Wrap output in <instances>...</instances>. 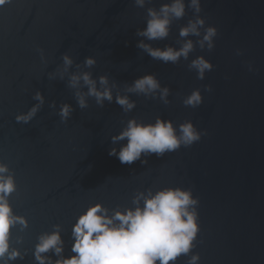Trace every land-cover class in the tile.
Instances as JSON below:
<instances>
[{
  "label": "water",
  "instance_id": "1",
  "mask_svg": "<svg viewBox=\"0 0 264 264\" xmlns=\"http://www.w3.org/2000/svg\"><path fill=\"white\" fill-rule=\"evenodd\" d=\"M165 3L170 0H147L144 7L135 0H12L0 7V161L15 173L14 213L28 221L27 228L12 229V247L24 258L8 264H36L38 237L57 224L63 255H74L71 228L90 205L102 203L111 214L134 208L141 193L164 188L190 190L198 199L195 246L175 264H190L196 254L197 264H264V0H201L199 13L188 7L182 19L173 20L166 39L138 35L148 9ZM198 16L206 21L201 35L181 37V28ZM209 26L219 30L211 50L200 46ZM187 39L194 49L177 63L153 59L138 47L144 41L179 49ZM65 54L74 61L67 72ZM199 56L214 65L204 79L189 67ZM89 57L96 60L91 67L85 64ZM83 72L97 81L106 76L114 99L100 106L87 97L88 106L80 108L76 92L87 88L69 82ZM148 74L170 90L168 103L160 90L128 91ZM196 89L203 103L185 106ZM36 92L43 93L44 104L31 122L18 123L16 115L38 103ZM117 95L128 96L136 107L124 111ZM63 104L73 108L67 122L59 115ZM157 118L177 129L190 120L201 139L163 157L145 154L146 163L122 164L109 155L127 143L114 144L112 137L129 120ZM45 255L56 259L52 252Z\"/></svg>",
  "mask_w": 264,
  "mask_h": 264
},
{
  "label": "clouds",
  "instance_id": "2",
  "mask_svg": "<svg viewBox=\"0 0 264 264\" xmlns=\"http://www.w3.org/2000/svg\"><path fill=\"white\" fill-rule=\"evenodd\" d=\"M12 3V0H0V7ZM147 0H135L138 7H144ZM193 8L196 13L201 9V0H170L156 8L148 9V20L138 35L147 40L166 39L171 31L173 20H180L186 15V9ZM206 21L202 17L190 20L182 27L181 37L200 36V29ZM218 28L207 27L200 46L205 44L209 50L214 45V38L218 35ZM138 47L146 51L153 59L165 63H177L183 57L187 59L194 49V42L187 39L183 45L174 47L153 48L141 41ZM41 59L45 50L38 49ZM64 72L73 64L71 56H63ZM96 63L92 57L86 59L85 64L91 67ZM198 73L199 79H204L205 73L211 71L214 65L203 56L194 59L189 65ZM63 75V74H61ZM81 82L87 92L77 91L76 97L80 108L88 106L87 97H94L96 103L103 106L104 101L114 99L109 80L101 76L99 80L92 78L90 72L74 73L70 78V86L79 89ZM160 90L161 99L168 103L169 89L161 84L154 74L142 76L128 88L129 92L151 95ZM208 91L212 88L209 85ZM38 103L26 113L16 115V121L25 124L31 122L44 104L42 92H36L33 97ZM115 101L124 111H131L136 107L135 101L126 95L115 96ZM185 106L197 107L203 103V96L199 89L192 91L184 101ZM73 108L70 104H63L59 110L62 122H67ZM202 134L192 121H187L177 129L171 120L157 118L154 123H144L131 119L127 126L116 136L113 143L127 140L119 149L112 148L110 156H115L122 164H133L142 160L145 154H156L163 157L167 152H174L181 146L189 147L201 139ZM142 160V163H146ZM15 173L8 164L0 161V261L4 264L23 259L19 248L11 244L12 229L17 225L27 228L25 217L17 216L11 205L10 198L17 191ZM142 200V204H141ZM134 208L126 210H110L102 203L90 205L77 218L71 228V252L74 255L64 256L65 241L61 232V225H54V231L46 232L38 237L33 253L36 264H175L182 254H188L195 246L200 226L195 206L198 199L194 198L190 190L181 188H164L147 195L141 193L134 201ZM52 252L56 257L45 255ZM199 254L193 255L190 264H197Z\"/></svg>",
  "mask_w": 264,
  "mask_h": 264
}]
</instances>
